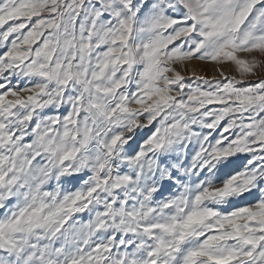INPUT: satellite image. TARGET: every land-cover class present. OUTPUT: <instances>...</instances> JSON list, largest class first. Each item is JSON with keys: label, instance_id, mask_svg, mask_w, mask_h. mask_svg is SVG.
Returning a JSON list of instances; mask_svg holds the SVG:
<instances>
[{"label": "snow or ice", "instance_id": "6c2138e0", "mask_svg": "<svg viewBox=\"0 0 264 264\" xmlns=\"http://www.w3.org/2000/svg\"><path fill=\"white\" fill-rule=\"evenodd\" d=\"M0 264H264V0H0Z\"/></svg>", "mask_w": 264, "mask_h": 264}, {"label": "rangeland", "instance_id": "374dc122", "mask_svg": "<svg viewBox=\"0 0 264 264\" xmlns=\"http://www.w3.org/2000/svg\"><path fill=\"white\" fill-rule=\"evenodd\" d=\"M205 71H207V73H208L209 75H211L212 72H213V69H212L211 67H206Z\"/></svg>", "mask_w": 264, "mask_h": 264}]
</instances>
